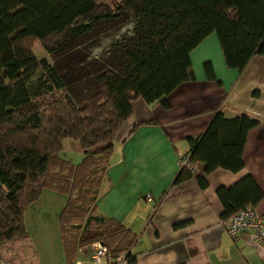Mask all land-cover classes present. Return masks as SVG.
Instances as JSON below:
<instances>
[{"label":"trees","instance_id":"1","mask_svg":"<svg viewBox=\"0 0 264 264\" xmlns=\"http://www.w3.org/2000/svg\"><path fill=\"white\" fill-rule=\"evenodd\" d=\"M120 16L133 22L129 35L82 103L60 95L36 100L62 82L45 57L34 56L33 42L53 54L69 36ZM211 32L225 65L241 71L253 55L264 57V0H0V70L8 89L0 99V254L3 245L28 238L24 213L48 189L64 198L56 226L65 264H74L77 251L95 241L112 259L124 254L125 262L134 260L128 252L134 233L96 207L115 136L133 100L167 108L166 96L193 79L189 52ZM203 69L214 77L208 62ZM256 123L244 114L214 112L199 136L186 137L184 155L195 170L179 166L174 182L192 177L203 189L215 168L240 170L246 133ZM65 138L77 143L79 162L59 156ZM215 193L225 221L255 206L264 190L246 174Z\"/></svg>","mask_w":264,"mask_h":264},{"label":"crops","instance_id":"2","mask_svg":"<svg viewBox=\"0 0 264 264\" xmlns=\"http://www.w3.org/2000/svg\"><path fill=\"white\" fill-rule=\"evenodd\" d=\"M189 61L193 79L181 82L166 96L167 108L156 102L146 104L141 98L131 102L132 114L114 139L96 199L97 212L116 219L135 235L128 250L134 260L121 264H263L264 250L247 234L234 238L227 234L215 190L246 174L264 190V57L253 55L241 71L228 68L211 32L191 49ZM205 62L213 78L205 76ZM219 109L224 117L244 114L257 121L245 136L242 168L236 172L215 168L205 175L203 189L192 177L174 182L179 158L189 149L186 137L199 136ZM63 201V195L44 189L24 213L25 227H40L37 235L46 244L50 235L58 238L60 264L65 262L54 228ZM42 208L48 210L47 221L37 214ZM254 208L264 214V194ZM25 246L7 243L6 249ZM87 247L83 253L82 248L77 251L74 264H88ZM37 260L36 264H46Z\"/></svg>","mask_w":264,"mask_h":264},{"label":"rangeland","instance_id":"3","mask_svg":"<svg viewBox=\"0 0 264 264\" xmlns=\"http://www.w3.org/2000/svg\"><path fill=\"white\" fill-rule=\"evenodd\" d=\"M132 25L133 22L130 19L122 16L114 20L98 21L87 32L69 36L59 50L53 54L46 53L39 42H33L34 56L37 59L45 57L54 66L62 82L61 88L53 90L45 97H37L36 100L60 95L69 98L75 106H79L85 97L94 90L95 76L101 70L112 67L116 63V47L123 36L129 35ZM7 92V82L3 76V71L0 70V99H5ZM59 156L71 163H77L82 158L77 143L70 138L63 139ZM37 214L40 218L48 220L46 208L38 209ZM25 229L30 239L11 242L15 245L18 243L26 245L25 249L19 250L15 247L13 251H9L6 249L7 244H5L2 246L0 261L5 264L9 262L13 264H36L37 257H39L46 264H60V244L59 246L56 245L58 238L54 237L53 239L50 235L49 244H46L43 237L37 235L40 227L34 228L27 225ZM54 229L56 232V227ZM32 239H34L32 241L34 243L31 244L30 240ZM25 240L28 241V245ZM53 243L54 245H52ZM85 250H88L87 246L82 248L81 253ZM88 264L91 263L88 262Z\"/></svg>","mask_w":264,"mask_h":264},{"label":"built area","instance_id":"4","mask_svg":"<svg viewBox=\"0 0 264 264\" xmlns=\"http://www.w3.org/2000/svg\"><path fill=\"white\" fill-rule=\"evenodd\" d=\"M178 164L190 171L195 170V166L188 161L187 155L180 157ZM144 197L147 201L152 200L149 194ZM223 225L231 238L239 234H247L256 245L264 250V214L257 213L254 206L246 205L239 209L225 220ZM89 247V262L91 264H109L110 262L121 264L125 262L124 254L115 259L110 258L107 247L100 241L92 242Z\"/></svg>","mask_w":264,"mask_h":264}]
</instances>
